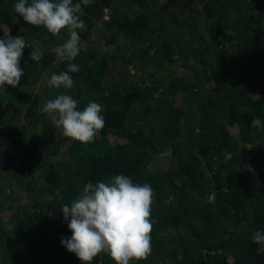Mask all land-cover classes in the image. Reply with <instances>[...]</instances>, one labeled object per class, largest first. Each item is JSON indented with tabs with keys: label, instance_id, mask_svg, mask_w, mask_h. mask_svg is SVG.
I'll list each match as a JSON object with an SVG mask.
<instances>
[{
	"label": "trees",
	"instance_id": "1",
	"mask_svg": "<svg viewBox=\"0 0 264 264\" xmlns=\"http://www.w3.org/2000/svg\"><path fill=\"white\" fill-rule=\"evenodd\" d=\"M16 2L0 0V39L10 30L28 45L19 84L0 87V264H82L60 243L72 234L61 206L119 174L154 193L151 253L131 264H264L251 240L264 232V127L251 126L264 123V0H93L80 13L71 89L48 85L67 71L52 52L67 31L25 24ZM60 94L77 110L101 105L91 143L41 113ZM11 99L18 110L3 106ZM5 186L29 205L1 214L12 204ZM92 264L114 262L102 253Z\"/></svg>",
	"mask_w": 264,
	"mask_h": 264
},
{
	"label": "clouds",
	"instance_id": "2",
	"mask_svg": "<svg viewBox=\"0 0 264 264\" xmlns=\"http://www.w3.org/2000/svg\"><path fill=\"white\" fill-rule=\"evenodd\" d=\"M93 0H18L14 12L25 24L42 26L53 37L63 30L68 38L52 49L61 62L67 63V71L52 74L48 84L54 88L71 89L73 78L70 73L79 72L73 63L81 51L78 29L85 28L80 18L82 6ZM0 39V87L15 88L24 75L20 68L23 50L28 46L24 37L4 32ZM86 47V45H83ZM34 61L42 58L41 46L36 43L29 54ZM41 113L47 114L62 135L81 144L91 143L105 125L102 107L89 102L83 110H77V101L71 95L60 94L43 103ZM251 126L257 130L264 127L260 119H252ZM153 190L148 184H137L123 174L101 180L96 184L89 181L82 194L74 198L71 205L63 204L61 210L70 238L60 243L66 251L74 253L82 264H92L94 258L104 253L114 264H131L132 261L147 259L151 253V204ZM257 255H264V232L254 231L251 236Z\"/></svg>",
	"mask_w": 264,
	"mask_h": 264
},
{
	"label": "rangeland",
	"instance_id": "3",
	"mask_svg": "<svg viewBox=\"0 0 264 264\" xmlns=\"http://www.w3.org/2000/svg\"><path fill=\"white\" fill-rule=\"evenodd\" d=\"M104 17H106V12L104 14ZM99 34H93L90 36V39L94 40V44H97L100 48L102 49H106V50H110L109 53L113 52L114 50L112 48H108L107 45H105V43H103V38H101L100 36H98ZM176 68V65L172 66L170 70H173ZM45 72H43L44 75ZM166 71H163V75H166ZM44 82L45 79L41 78ZM41 83H43L41 81ZM41 83H40V87H41ZM49 85V84H48ZM38 88V84L36 85V89ZM3 106L5 108H8L9 110H18L19 109V104L17 102H15V100H6L3 102ZM4 180V179H3ZM8 193L12 194V196L9 198V202H11V205H8L9 203H6L4 205H2L1 209H3L1 212V214H13L16 213L18 211V205L19 204H23V206L25 205H29V202L27 201V196L24 194V192L22 190H20V192L15 189L14 187L10 186L4 187ZM25 204V205H24Z\"/></svg>",
	"mask_w": 264,
	"mask_h": 264
}]
</instances>
